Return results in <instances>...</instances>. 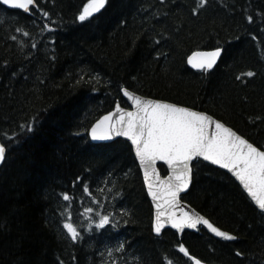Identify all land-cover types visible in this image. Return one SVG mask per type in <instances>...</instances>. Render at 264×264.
I'll use <instances>...</instances> for the list:
<instances>
[{
    "label": "trees",
    "instance_id": "16d2710c",
    "mask_svg": "<svg viewBox=\"0 0 264 264\" xmlns=\"http://www.w3.org/2000/svg\"><path fill=\"white\" fill-rule=\"evenodd\" d=\"M86 2L37 0L50 13L51 33L35 9L0 5V130L19 131L38 117L18 143L1 138L12 146L0 168V264H162L161 257L191 264L177 254L178 242L207 263L264 264V212L227 172L194 162L182 198L237 240L202 227L157 236L130 143L97 144L85 135L117 102L128 106L120 91L127 87L212 114L264 146V0H107L81 22ZM215 47L223 54L212 70L188 66L191 53ZM249 70L256 75L236 79ZM77 176L89 182L90 196L73 184ZM85 207L93 213L83 214ZM99 214L110 215L102 229L95 227ZM65 221L82 239L68 238ZM120 243L124 250L116 251Z\"/></svg>",
    "mask_w": 264,
    "mask_h": 264
},
{
    "label": "snow or ice",
    "instance_id": "6c2138e0",
    "mask_svg": "<svg viewBox=\"0 0 264 264\" xmlns=\"http://www.w3.org/2000/svg\"><path fill=\"white\" fill-rule=\"evenodd\" d=\"M2 3L25 12L35 9L45 21L43 29L49 33L54 31L48 23L51 18L50 13L39 9L37 0H2ZM106 3L107 0H87L77 16L78 21L85 22L93 18L94 14L105 8ZM198 11L199 8H193L192 15H197ZM246 19L252 22L253 17L249 15ZM13 31L21 33L24 37L29 36L28 31L21 32L20 27L14 28ZM10 39L15 41L17 37L12 35ZM156 43L159 44V41ZM32 47L36 45L33 44ZM222 51V47H215L210 51L193 52L187 57V64L194 69L208 71L217 64ZM255 75V72L249 70L238 75L236 79L252 78ZM80 78L83 79V75ZM93 78L98 79L89 75L90 80ZM120 91L123 97L130 101V108H122L117 102L114 110L99 116L85 135L94 142L112 141L113 137H125L131 142L139 167L144 170L147 191L155 206L156 213L152 225L154 233L160 234L165 225H171L178 231H183L185 227L197 229L202 225L215 237L225 241L237 240L235 234L222 230L191 209L186 210L178 197L185 190H189L193 182L194 174L190 163L193 158L202 157L204 161H210L229 170L251 201L260 210H264V150H262L264 146L250 142L232 127L204 111L162 99L146 98L127 87L121 88ZM37 122L38 117L34 116L28 123L20 124L19 131L0 130V138L18 143L17 137L24 132H32ZM11 146L12 144H8L6 147V143L0 142V163L5 162L6 152ZM157 161L166 162L169 169L166 177L161 178L159 175L155 166ZM78 182L82 183L83 192L90 196L89 182L77 176L73 184ZM119 195L120 193H116V196ZM62 198L64 201L70 199L67 193H64ZM93 203L97 201L93 199ZM93 211L92 207L83 208V214H91ZM120 213L125 214L123 209ZM110 222L109 214H99L95 227L102 229ZM92 223L91 216H88L89 226ZM62 227L73 243L82 239L80 231L73 223L65 221ZM124 247V244L120 243L116 251H123ZM175 248L177 254L187 257L191 264H205L203 259L192 255L185 244L178 242ZM235 255L240 257L243 253L236 251ZM161 261L162 264H174L172 259L165 260L161 257Z\"/></svg>",
    "mask_w": 264,
    "mask_h": 264
},
{
    "label": "water",
    "instance_id": "95a60500",
    "mask_svg": "<svg viewBox=\"0 0 264 264\" xmlns=\"http://www.w3.org/2000/svg\"><path fill=\"white\" fill-rule=\"evenodd\" d=\"M0 4H2L3 5V3H2V0H0ZM3 6H5V7H7L8 9H12V10H20V11H23V12H25L24 10H22V9H18V8H13V7H10V6H7V5H3ZM31 11H29V12H25V13H30ZM95 15V14H94ZM210 50H212V49H208V50H197V51H210ZM196 52V51H195ZM192 54V53H191ZM190 54V55H191ZM222 54H223V51H222ZM222 54H221V57H222ZM221 57L218 59V61H217V64L219 63V61H220V59H221ZM216 64V65H217ZM215 65V66H216ZM188 66L190 67V68H192L191 67V65H189L188 64ZM214 66V67H215ZM192 69H194V68H192ZM194 70H199V69H194ZM210 70H212V69H210ZM130 90V89H129ZM137 93V92H136ZM137 94H139V93H137ZM139 95H141V94H139ZM142 96H144V95H142ZM144 97H146V98H152V97H148V96H144ZM124 99L127 101V98H125L124 97ZM153 99H157V98H153ZM167 101V100H166ZM128 102V104H129V107H124L123 105H121V103H120V105H121V107L122 108H125V109H129L130 108V101H127ZM169 102H171V101H169ZM174 103V102H173ZM185 106V105H184ZM115 107V106H114ZM195 109V108H194ZM114 110V108L112 109V110H110V111H113ZM195 110H198V109H195ZM198 111H201V110H198ZM109 112V111H108ZM205 112V111H204ZM207 113V112H206ZM106 114V113H105ZM209 114V113H208ZM104 115V114H103ZM209 115H212V114H209ZM213 116V115H212ZM215 119H218L217 117H215V116H213ZM222 121V120H221ZM223 122V121H222ZM225 123V122H224ZM226 124V123H225ZM227 126H229L228 124H226ZM229 127H231V126H229ZM233 128V127H232ZM233 130L234 131H236L234 128H233ZM238 134H240L238 131H236ZM240 135H242V134H240ZM245 137V136H244ZM246 138V137H245ZM117 139H124V140H127V138H125V137H113L112 138V141H103V142H94V141H92V142H94V143H97V144H100V143H110V142H113V141H115V140H117ZM248 139V138H247ZM128 141V140H127ZM250 141V140H249ZM0 142H2V140H1V138H0ZM129 143H130V145H131V142L130 141H128ZM251 142V141H250ZM253 143V142H252ZM132 147V146H131ZM132 150H133V154H134V149H133V147H132ZM6 154H7V152H6ZM134 156H135V154H134ZM136 159V158H135ZM196 160H202V161H204L203 160V158L202 157H199V158H193V161L190 163V166H191V168H192V170H193V162L194 161H196ZM136 161H137V163H138V166H139V162H138V160L136 159ZM204 162H207V163H209V164H211V165H213V166H215V167H217V168H220V169H222V170H224V171H226L228 174H230L233 178H234V180L239 184V181L238 180H236V178L229 172V170H227V169H224V168H222L221 166H219V165H214V164H212L210 161H204ZM4 163V162H3ZM3 163H0V168L2 167V165H3ZM160 165H162V166H164L165 168H166V170H167V172H166V174L164 175V174H162V171H161V168H160ZM156 169H157V171H158V173H159V175L161 176V178H163V177H166L168 174H169V169H168V167H167V164H166V162H164V161H157L156 162ZM140 168V171H141V174H142V178H143V182H144V186H145V189H146V192H147V195H148V198H149V200H150V202H151V204H152V208H153V223H154V219H155V213H156V210H155V206H154V203H153V201H152V198H151V196L148 194V191H147V184L145 183V181H144V170L141 168V167H139ZM192 185V184H191ZM240 185V184H239ZM241 186V188H242V185H240ZM190 188H191V186H190ZM243 189V188H242ZM189 190H185L184 192H182L180 195H179V197H178V199L181 201V203H182V205H184L185 206V208H186V210H188V209H191V210H193V211H195L197 214H199V215H202V216H204L201 212H199L198 210H196L192 205H190L188 202H186V201H184V200H182V195H184V194H186L187 192H188ZM245 193H246V191L245 190H243ZM247 194V193H246ZM248 196V195H247ZM250 198V197H249ZM251 199V198H250ZM253 202V201H252ZM253 204L255 205V203L253 202ZM255 207L258 209V210H260L259 208H258V206H256L255 205ZM260 211H262V212H264V210H260ZM205 218H207L206 216H204ZM207 219H209V218H207ZM210 220V219H209ZM211 221V220H210ZM212 222V221H211ZM213 223V222H212ZM214 224V223H213ZM153 225V224H152ZM215 225V224H214ZM202 226V225H201ZM199 227V226H198ZM165 229H172V230H174V231H176V232H178V234H182L185 230H191V231H198V228L197 229H190V228H187V227H185V229H183V231H178V230H176V229H174V228H172L171 227V225H165L164 226V228L161 230V233L160 234H156L157 236H160L162 233H163V231L165 230ZM206 229V228H205ZM209 234H211L210 232H209ZM212 236H214V234H211ZM215 237V236H214ZM216 238H218V237H216ZM205 264H211V263H206L205 262Z\"/></svg>",
    "mask_w": 264,
    "mask_h": 264
}]
</instances>
